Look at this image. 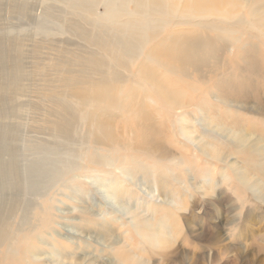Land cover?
I'll list each match as a JSON object with an SVG mask.
<instances>
[{
    "label": "bare ground",
    "instance_id": "obj_1",
    "mask_svg": "<svg viewBox=\"0 0 264 264\" xmlns=\"http://www.w3.org/2000/svg\"><path fill=\"white\" fill-rule=\"evenodd\" d=\"M7 1L11 13L28 20L38 4L0 3ZM42 5L35 34L0 32V264H90L80 256L71 262L81 250L71 238L67 244L47 238L60 217L57 190L75 194L85 183L115 208L104 207V215L125 212L131 240L138 241H112L116 258L107 264H148L152 250L165 253L182 233L177 210L185 206L173 183L181 179L178 170L190 173L186 155L192 148L198 168L205 169L200 186L191 183L199 193L215 190L205 165L217 161L227 164L220 174L225 185L231 172L241 193L264 201V128L234 115L264 116V8L258 0ZM29 84L38 92L32 105L42 101L40 125L26 123L33 134L23 122ZM89 205L87 233L97 227L117 238L110 227L118 218H98Z\"/></svg>",
    "mask_w": 264,
    "mask_h": 264
},
{
    "label": "rangeland",
    "instance_id": "obj_2",
    "mask_svg": "<svg viewBox=\"0 0 264 264\" xmlns=\"http://www.w3.org/2000/svg\"><path fill=\"white\" fill-rule=\"evenodd\" d=\"M33 1L38 2V4L35 5V8L31 12L32 15L31 17H29V19L31 18V20L11 13L8 1V3H0V32L4 31L6 33H10V28L12 31L16 32L22 30L23 37L27 35V31L32 33L35 32V26L42 21L41 17L43 12V5L42 0ZM258 4L260 5V7L264 8V0H258ZM2 8L3 10H1ZM243 13L248 17L246 10H244ZM180 30L187 32V28L185 27H181ZM28 44H30V42H28ZM251 46L253 49L250 54L251 56H254L256 51L258 50L255 48L254 44H252ZM27 47L28 46H26L25 48L26 50ZM34 61H31V64L34 63ZM31 87L32 85L29 84V88H27L24 98L25 113H23V122L25 123V125L27 121L35 125L33 121L36 120L39 126L42 113V101L39 102L38 107L32 105L38 104V92L34 89H30ZM207 87L208 85L204 86L203 88H200L199 92H205ZM28 103L30 104L29 107ZM254 103L255 101H251L249 104L251 106ZM234 115L244 117L246 119V126L248 125L246 123L251 121L256 122L255 124L257 125L258 129L264 128V116L261 114H248L244 111H234ZM26 127L30 134H33L32 129H30L27 125ZM197 129L201 131L199 127ZM194 153L198 155L197 152L194 151V149L192 148V150L189 149V152L186 155L187 160L189 159L187 169H189L190 173L188 174L187 171V175L185 176V174L181 172V170H178L176 174H180V176L178 174L177 175L181 177V179L177 183L172 182L174 186L176 185L175 188L177 190H181L180 193L182 194L180 195L182 198V202L185 206L184 209H180L182 211L177 210L178 213L176 212L180 219L182 233H180V235L177 237V240L174 244H171L170 247H167L165 249V253H163L164 251L162 252L163 249L159 250V248L152 250L154 251V257L150 258L147 263L264 264V201L258 200L257 194L255 193H241V191L243 190H239L237 188L238 183L234 182V175L231 172L226 173V175L231 178V185L227 183L225 185L224 182L221 180L220 174L222 175L223 173V170H221L222 167H225L227 164L219 163L217 161H212L205 165V167H207V169L212 172L210 174V177L213 178V184L211 183L213 187L210 186L209 188L211 190L215 188V190L211 191L212 193L207 192V194L209 193L208 195L206 194L207 196L205 194L203 195L202 193H199L200 190L198 189V187H194L193 184H195V186H200L201 178L199 174L201 170L205 169L198 168V165L195 163L194 156L196 155ZM232 158L233 160L231 161L238 162L237 166L239 168L245 169L246 162L243 159L237 157L234 158V156H232ZM194 163L196 164V166ZM246 168L248 169V167ZM214 175H216L217 178L214 177ZM254 178L256 179V177ZM85 182H87V179ZM188 182L190 184V187L188 185ZM192 182L193 184H191ZM197 182L198 184H196ZM179 183L181 185L183 183V185L181 186ZM85 184V187H83V185L82 187L79 186V194H73L72 192H68L67 195H62V191L57 190L55 196L56 201L54 203V212L57 216L60 217H58L57 223L54 225V233L48 235L47 238H50L53 235V238H55V240H59L60 242L63 241L64 243H66L64 241L66 240V238H71L69 239L70 241L73 240L72 242L80 246L81 250L79 249V251L74 254L75 256L73 255L75 258L73 257L71 262L73 260L78 261V259L82 257L79 262L86 259V261L88 260L90 264H107L108 260L111 261L112 259L116 258V255L110 253V245L112 241L119 239L120 241H122L123 244L124 242H126L129 243L131 246L137 245L138 241L131 240V223H129V219L127 218L125 212L122 210L119 211L118 215L115 214V216L118 218V220L116 221V225L115 223L111 222L113 224L110 227L111 230L115 232V236H117V238L113 237L112 239H108L103 233L97 231V227H94L97 230H94V228H92V230L87 233V222L89 221V219L87 218V206L89 205V203L91 204L90 198H93L92 200L93 202H95V205L91 204L89 206L91 207L93 205L92 212L96 214L99 213V215L97 216L98 218L104 217L105 219H113L114 214L111 215L110 213L108 216H106L103 214L105 211L103 212L102 210H104L105 208H108L109 210H115V208H112V206L108 205V203H106L98 193H95V190H93V192L90 194V191L87 190V183ZM185 188L188 190L186 191ZM189 188H191L190 191ZM140 189L143 190L146 189V187ZM183 190L185 192H183ZM2 191L3 190L0 184V199L2 198V196H4ZM188 191L191 193H189ZM87 194H90V197L88 196L87 198ZM139 194L143 195L141 192H139ZM186 194L188 197H186ZM84 211L86 212L84 213ZM153 218H156V216H153ZM51 243H53V241H51ZM87 245L90 247H88ZM145 248L149 249L150 247L145 246ZM95 250L100 254L95 252ZM79 256L80 258H78ZM96 258H98V261L96 260Z\"/></svg>",
    "mask_w": 264,
    "mask_h": 264
}]
</instances>
